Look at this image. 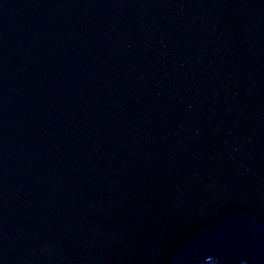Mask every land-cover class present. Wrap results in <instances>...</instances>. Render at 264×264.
Segmentation results:
<instances>
[{"label":"water","instance_id":"water-1","mask_svg":"<svg viewBox=\"0 0 264 264\" xmlns=\"http://www.w3.org/2000/svg\"><path fill=\"white\" fill-rule=\"evenodd\" d=\"M264 264V0H0V264Z\"/></svg>","mask_w":264,"mask_h":264},{"label":"rangeland","instance_id":"rangeland-1","mask_svg":"<svg viewBox=\"0 0 264 264\" xmlns=\"http://www.w3.org/2000/svg\"><path fill=\"white\" fill-rule=\"evenodd\" d=\"M217 264V263H215L212 259L211 260H205V261H203L202 262V264Z\"/></svg>","mask_w":264,"mask_h":264},{"label":"bare ground","instance_id":"bare-ground-1","mask_svg":"<svg viewBox=\"0 0 264 264\" xmlns=\"http://www.w3.org/2000/svg\"><path fill=\"white\" fill-rule=\"evenodd\" d=\"M216 263V262H215ZM208 264V263H207ZM218 264V263H217ZM222 264H226V263H222Z\"/></svg>","mask_w":264,"mask_h":264}]
</instances>
